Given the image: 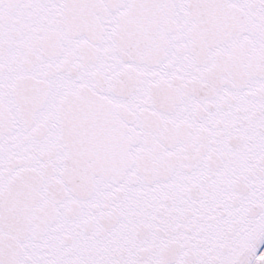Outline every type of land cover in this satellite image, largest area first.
Listing matches in <instances>:
<instances>
[{"label": "snow or ice", "instance_id": "1", "mask_svg": "<svg viewBox=\"0 0 264 264\" xmlns=\"http://www.w3.org/2000/svg\"><path fill=\"white\" fill-rule=\"evenodd\" d=\"M0 264H264V0H0Z\"/></svg>", "mask_w": 264, "mask_h": 264}]
</instances>
